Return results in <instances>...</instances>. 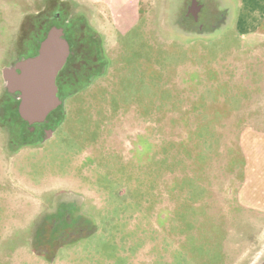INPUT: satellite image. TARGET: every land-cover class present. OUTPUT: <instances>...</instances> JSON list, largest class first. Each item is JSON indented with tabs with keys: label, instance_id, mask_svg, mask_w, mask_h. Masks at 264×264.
Instances as JSON below:
<instances>
[{
	"label": "rangeland",
	"instance_id": "rangeland-1",
	"mask_svg": "<svg viewBox=\"0 0 264 264\" xmlns=\"http://www.w3.org/2000/svg\"><path fill=\"white\" fill-rule=\"evenodd\" d=\"M142 2L121 31L88 0H0V264L264 261V26L239 30L242 0ZM203 3L211 21L185 25ZM53 28L64 102L32 133L7 72ZM68 199L92 232L38 253Z\"/></svg>",
	"mask_w": 264,
	"mask_h": 264
},
{
	"label": "water",
	"instance_id": "water-1",
	"mask_svg": "<svg viewBox=\"0 0 264 264\" xmlns=\"http://www.w3.org/2000/svg\"><path fill=\"white\" fill-rule=\"evenodd\" d=\"M63 32L59 28L50 29L37 55L17 62L16 67L7 72L9 90L19 92L18 111L32 124L44 121L60 104L56 79L70 54Z\"/></svg>",
	"mask_w": 264,
	"mask_h": 264
},
{
	"label": "flooded vegetation",
	"instance_id": "flooded-vegetation-1",
	"mask_svg": "<svg viewBox=\"0 0 264 264\" xmlns=\"http://www.w3.org/2000/svg\"><path fill=\"white\" fill-rule=\"evenodd\" d=\"M64 16H67V15H64L62 13L57 12L56 15L49 16V17L51 18V20H61V19L67 20L66 18H64ZM182 18H183V20L185 19L184 20L185 25H187V26L191 25L192 26V25L197 24L200 27L202 24H205V23L208 24L209 21H211L210 20L211 19V12L208 10V8L205 7V5L203 3L201 5H197L193 9L187 8V10L183 13ZM80 37H81V43L85 47V49L88 51V53H89V50L92 51L94 48L91 45V44H93L92 42H94L92 40L93 37L90 38L86 35H82V33H81ZM83 42H84V44H83ZM71 55H72V53H71ZM90 57H92L90 60V62H91L92 60H94V52L90 54ZM102 59H100L99 62H102ZM106 64H105V66H106ZM69 65H70V61L67 60V63L64 64V66L60 70L59 74L63 70L68 71ZM15 67H16V65H15ZM91 68L92 67L88 68V71H91ZM88 71H87V74H88ZM102 72L101 71L96 72L94 70L93 75L95 77V76H98V74L100 75ZM69 75H70V72L67 73V79H68ZM68 80L66 82L68 83V86L70 88H72L71 86H74V84H72V82L68 81ZM12 93H17L19 96L18 91L17 92L12 91ZM63 102H64V100L62 101V99H61L60 104L54 110H52L49 113V115H47V117L44 121L37 122L34 124L27 121L28 125L31 128L30 131H32V133H34L36 130L40 129L39 125L44 126V125L50 124V121H51L50 117L53 115L54 111L59 109V107L62 105ZM35 125H37L36 126V128L38 127L37 129L35 128ZM60 196H61V194H60ZM49 212H50V215H46L43 220L41 219L42 222L40 221V225H41L40 227L42 229L43 225L45 223V230L43 231V229H42V231L44 234H47V236H49V238L50 237H51V239L53 238L52 240L54 242L49 245V244L45 243L44 238L40 239L41 243L44 244V246L46 245V248H45L46 250L43 248V250L39 251L38 253H42V254H45V256H48L49 253H54V251L56 250V247L61 246L63 243L70 242L75 238L77 239L78 237H80V238L84 237L85 235H88L89 233L92 232V229L86 231V228H89L86 224L87 223L86 220H88V219L83 218L82 215L79 214V212H80L79 208L77 206H73V204L70 203L69 199L67 201V204H64V205L60 204L58 209H54V210L49 211ZM82 218H83V220H82ZM211 227L218 228L217 226H211ZM49 230H50V233H48ZM52 245L55 247L52 248ZM257 264H264V261H260V263H257Z\"/></svg>",
	"mask_w": 264,
	"mask_h": 264
},
{
	"label": "crops",
	"instance_id": "crops-1",
	"mask_svg": "<svg viewBox=\"0 0 264 264\" xmlns=\"http://www.w3.org/2000/svg\"><path fill=\"white\" fill-rule=\"evenodd\" d=\"M113 15V22L121 31L130 30L143 15L142 0H88ZM237 25L243 33L255 32L264 26V0H242Z\"/></svg>",
	"mask_w": 264,
	"mask_h": 264
}]
</instances>
